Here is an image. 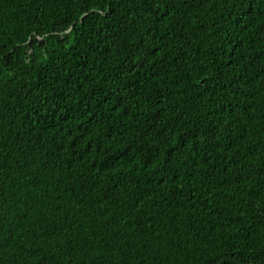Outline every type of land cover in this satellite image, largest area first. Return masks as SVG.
I'll list each match as a JSON object with an SVG mask.
<instances>
[{"label":"trees","instance_id":"1","mask_svg":"<svg viewBox=\"0 0 264 264\" xmlns=\"http://www.w3.org/2000/svg\"><path fill=\"white\" fill-rule=\"evenodd\" d=\"M0 264H264V0H0Z\"/></svg>","mask_w":264,"mask_h":264}]
</instances>
